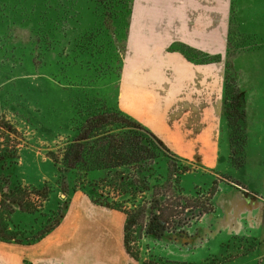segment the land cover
<instances>
[{
  "label": "crops",
  "instance_id": "obj_1",
  "mask_svg": "<svg viewBox=\"0 0 264 264\" xmlns=\"http://www.w3.org/2000/svg\"><path fill=\"white\" fill-rule=\"evenodd\" d=\"M229 75L244 113L240 167L231 162ZM119 93V108L173 153L238 183H220L215 211L201 219L208 232L201 231L200 253L236 238H264V0H134ZM119 213L77 192L39 242H0V264H138L124 246ZM169 253L189 261L185 251Z\"/></svg>",
  "mask_w": 264,
  "mask_h": 264
},
{
  "label": "rangeland",
  "instance_id": "obj_2",
  "mask_svg": "<svg viewBox=\"0 0 264 264\" xmlns=\"http://www.w3.org/2000/svg\"><path fill=\"white\" fill-rule=\"evenodd\" d=\"M129 7L130 0H0V126L15 130L9 136L1 131L0 150L14 152L18 143L21 157L17 165L0 167V184L29 188L38 200V193L50 198L37 213L17 211L11 220L17 226L14 234L32 226L30 236L41 233L45 225L36 221L43 219L42 214L83 193L72 191L79 173H61L50 154H58L76 135L74 120L118 107ZM185 51L193 57L192 51ZM227 82L232 90L236 88L230 75ZM227 108L233 105L228 103ZM242 137L239 131L236 161L242 156ZM190 167L207 175V192L212 182H225L218 173ZM6 177L10 184L3 181ZM64 179L71 187L67 196L58 188ZM49 184L54 192L43 188ZM199 222L185 233H168L159 240L149 235L139 247L132 242L138 255L134 260L138 264H264V238H236L213 247L215 253L207 249L200 253L201 231L208 230L207 219ZM190 241L195 243L189 248ZM172 248L185 251L189 261L174 259Z\"/></svg>",
  "mask_w": 264,
  "mask_h": 264
},
{
  "label": "trees",
  "instance_id": "obj_3",
  "mask_svg": "<svg viewBox=\"0 0 264 264\" xmlns=\"http://www.w3.org/2000/svg\"><path fill=\"white\" fill-rule=\"evenodd\" d=\"M133 3L134 0H130L128 25ZM231 86L227 82L226 102L233 105V108H227L233 148L231 162L240 167L245 161L246 148L242 126L244 113L239 109V89L236 86L232 90ZM73 129L76 135L58 150V154L51 152L50 157L61 173H79L73 192L81 190L94 204L125 215L124 246L133 259H138L133 243L139 247L149 235L159 240L168 233H185L205 215L215 211L213 198L219 180L212 182L207 192L205 173L193 170L190 167L193 163L173 153L150 129L119 106L100 109L81 121L74 120ZM2 130L8 136L15 131L8 125L0 126V133ZM239 131L243 135L242 156L236 161L235 157L240 154L237 150ZM4 149L0 150V167L17 165L21 158L18 143L13 145L14 152ZM220 177L223 181L238 184L224 175ZM3 181L11 183L10 177ZM49 185L43 188L54 192L53 186ZM58 185L67 196L71 187L65 179ZM32 192L26 187L12 189L0 184V242L34 244L63 220L69 202L64 206L58 202L57 210L54 208L42 214L43 219L36 221L37 225H45L41 233L30 236L32 226L23 231L19 228L21 232L14 234L17 226L11 220L17 211L37 213L44 207V202L50 203L49 194L41 196L38 193L41 199L38 200Z\"/></svg>",
  "mask_w": 264,
  "mask_h": 264
}]
</instances>
